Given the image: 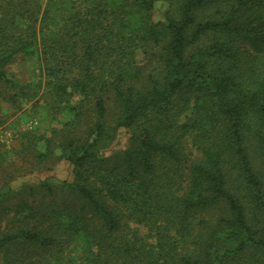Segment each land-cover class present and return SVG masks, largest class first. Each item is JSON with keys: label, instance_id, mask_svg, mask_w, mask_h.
I'll list each match as a JSON object with an SVG mask.
<instances>
[{"label": "trees", "instance_id": "trees-1", "mask_svg": "<svg viewBox=\"0 0 264 264\" xmlns=\"http://www.w3.org/2000/svg\"><path fill=\"white\" fill-rule=\"evenodd\" d=\"M0 101L68 116L0 147V264H264V0H0Z\"/></svg>", "mask_w": 264, "mask_h": 264}, {"label": "rangeland", "instance_id": "rangeland-1", "mask_svg": "<svg viewBox=\"0 0 264 264\" xmlns=\"http://www.w3.org/2000/svg\"><path fill=\"white\" fill-rule=\"evenodd\" d=\"M112 2H118L120 0H110ZM43 3L46 0H42ZM166 9L164 2H157L155 5V18L160 19ZM243 50L246 51V55L255 53V48L251 44H244ZM38 58L36 54L29 56H21L16 59L10 66V72L21 81L32 82L38 78ZM68 120L66 114L58 116V120L52 121L47 113L43 109L33 108L32 102H27L23 107L14 112L7 104L0 101V147L3 149H9L8 157L13 160L17 159L15 150L20 149L21 142L27 138V136H48L51 133L53 127H59L62 121ZM129 143V135L126 130H121L115 143L110 148V151L114 152L119 149L125 148ZM189 148L196 153L195 146L192 145V141L189 140ZM44 145L39 142V148ZM50 177L54 182L61 180L70 181L72 179V166L66 160H59L55 166L46 171L33 172L21 176L17 179L15 185H20L24 182L35 183L44 178ZM142 231L145 229L142 227ZM87 245L78 243L71 247L66 256L70 259L80 260L87 252Z\"/></svg>", "mask_w": 264, "mask_h": 264}]
</instances>
